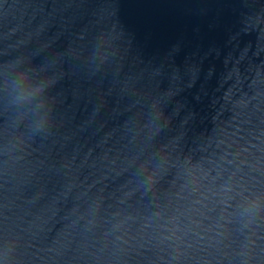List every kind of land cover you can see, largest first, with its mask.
Segmentation results:
<instances>
[{
  "label": "water",
  "instance_id": "obj_1",
  "mask_svg": "<svg viewBox=\"0 0 264 264\" xmlns=\"http://www.w3.org/2000/svg\"><path fill=\"white\" fill-rule=\"evenodd\" d=\"M0 264H264V0H0Z\"/></svg>",
  "mask_w": 264,
  "mask_h": 264
}]
</instances>
